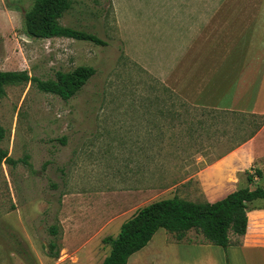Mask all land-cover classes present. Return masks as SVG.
Here are the masks:
<instances>
[{
	"label": "rangeland",
	"instance_id": "374dc122",
	"mask_svg": "<svg viewBox=\"0 0 264 264\" xmlns=\"http://www.w3.org/2000/svg\"><path fill=\"white\" fill-rule=\"evenodd\" d=\"M32 1L0 0V71L95 74L68 101L32 82L5 87L0 264H102L103 240L137 209L205 201L197 172L263 121L231 102L251 45L255 53L264 41V0H70L59 24L105 46L28 38ZM200 238L191 230L183 241ZM157 249L140 264H174L172 251Z\"/></svg>",
	"mask_w": 264,
	"mask_h": 264
},
{
	"label": "trees",
	"instance_id": "16d2710c",
	"mask_svg": "<svg viewBox=\"0 0 264 264\" xmlns=\"http://www.w3.org/2000/svg\"><path fill=\"white\" fill-rule=\"evenodd\" d=\"M70 9V0H33L23 17L25 35L36 40L63 37L105 46L106 43L95 34L59 24V19ZM94 74L95 69L90 66L57 72L55 79L47 80L30 77L27 71H0V97L4 96L5 87L8 85L32 82L39 91L68 101L82 90ZM251 115L260 117L263 121L250 138L264 124L263 116ZM4 136L5 131L0 127V142ZM9 161L11 160L7 151L0 149V164ZM254 174L257 177L261 176L259 170H255ZM252 177L246 172L248 183H252ZM257 199L264 200V188L237 189L214 203L192 202L179 197L152 202L137 209L124 221L115 237L103 240L110 246V251L102 264H127L129 257L143 249L161 229L167 234L174 235L178 242L184 239L186 233L193 230L201 234L206 242L223 250L229 246L239 245L240 238L247 228L249 204ZM52 232L56 233L55 227H52ZM231 236L236 240L232 241ZM54 247L52 244L51 248Z\"/></svg>",
	"mask_w": 264,
	"mask_h": 264
},
{
	"label": "crops",
	"instance_id": "0c3cea01",
	"mask_svg": "<svg viewBox=\"0 0 264 264\" xmlns=\"http://www.w3.org/2000/svg\"><path fill=\"white\" fill-rule=\"evenodd\" d=\"M260 43L261 49L255 53L252 48L259 49V45L250 47L252 54L241 69L232 92L231 109L264 117V41ZM255 170L261 172L260 177L254 174ZM246 172L253 176L252 183L247 182ZM196 181L209 203L219 201L237 189L264 188V124L253 137L198 171ZM157 232L143 249L129 257L127 264H140L154 249L156 251L157 246V250L173 252L174 264H264L262 199L249 204L247 228L240 244L226 250L206 242L203 237L191 242H168L166 233L154 243Z\"/></svg>",
	"mask_w": 264,
	"mask_h": 264
}]
</instances>
